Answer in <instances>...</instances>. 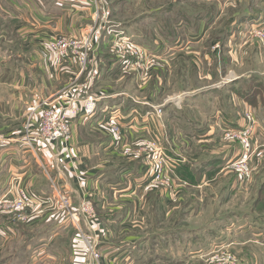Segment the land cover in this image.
Segmentation results:
<instances>
[{
    "label": "crops",
    "instance_id": "1",
    "mask_svg": "<svg viewBox=\"0 0 264 264\" xmlns=\"http://www.w3.org/2000/svg\"><path fill=\"white\" fill-rule=\"evenodd\" d=\"M230 4L241 7L239 11L242 13L239 12L238 17L228 21V40L222 48L225 53L231 52V48L236 45H246L250 29L257 25L264 26V0L225 1V7ZM91 15L92 10L86 2L74 0H0V197L18 181L15 180L18 177L20 185L32 193L54 196L61 190L70 194V211H77L83 198L91 197L100 218L98 222L85 221L80 215L79 220H76L70 217L69 212L62 211L50 213L41 219L28 220L25 224L21 222L20 225L12 222L10 215L0 213V264L15 260L25 264V259L32 261L30 264H71V260H83L85 246L82 234L98 240L103 264H201L219 245L230 246V243H235L231 240L228 244H219L221 235L217 232L223 225L228 232L242 228L243 231L250 230L251 235L256 236L250 243L264 249V212L260 214L255 208L250 209L247 216L245 213L242 216L251 220L247 228H244L246 223L238 225L239 219L231 215V221H227L230 223L215 218L213 222L197 226H189L186 219H180L186 213L190 220L200 219L202 209L191 206L185 211L181 204L183 196L176 194L178 190L192 192V189H202L208 174L217 170L224 172V169L220 161L215 162L217 157L196 160L181 152L182 147L171 142L174 131L178 130L188 140L190 136L196 140L201 137V128L208 125L209 121L219 128L220 133L224 127H241L244 125L242 119L233 115L225 119L228 111H224L220 120L215 121L214 117H210L200 125L198 120L178 109L176 124L170 125L162 119L165 123V129H162L155 116L148 118L144 115L151 109L147 104L115 96L117 89H113L114 81L111 77L105 78L107 73L103 72L108 59L106 68L111 66L107 53L99 55L102 57L100 64L103 70L95 86L103 89L107 97L98 101L95 113L88 119L75 117L71 120L68 143L39 139L38 124L33 123L32 148L27 145L22 123L25 122L29 107L59 93V89L66 86L69 80L80 78L82 81L84 77L73 59L61 58L52 53L48 41L62 34L83 33L91 21ZM218 19L216 17L214 21ZM193 26L196 29L189 32L193 36L186 44L176 45L178 48L174 51H186L190 47L187 43L202 39L201 32L198 33L201 25ZM258 48L261 51L260 46ZM218 51L221 49L218 48ZM247 76L250 75L243 73L239 78ZM72 87L65 92L78 89ZM138 98L157 103L147 95ZM109 111L117 113L124 143L131 140L140 144L143 142L141 140L150 136L161 140L165 137L171 139L166 149L170 159L176 161L173 165L172 190L166 191L163 187L149 190L146 162L149 157L144 158L142 155L135 161L119 155V147L112 143L109 130L101 124ZM166 118L171 120V115ZM206 128L209 132L213 126L209 124ZM257 128L264 137L263 118L259 119ZM212 132L202 135L213 136ZM261 140L264 142V138ZM181 143L186 145V141ZM230 152L229 156L220 153L222 159L226 161L230 156L240 153L236 148L230 149ZM263 169L260 175H263ZM260 182H264V177ZM233 188L235 186L231 184ZM148 195L150 198L147 199ZM160 200L167 206L161 204ZM181 209L184 211L181 212ZM157 212L163 222L176 214L179 221L174 222L173 226L149 228L157 224L154 221ZM220 231V234L224 233ZM27 233L35 236L26 242L17 240L24 239ZM238 243L243 242L238 240ZM20 247L21 252L18 250ZM15 250L18 251L16 258L2 259L4 252ZM27 250L31 252L26 254ZM243 260L238 264H249Z\"/></svg>",
    "mask_w": 264,
    "mask_h": 264
},
{
    "label": "rangeland",
    "instance_id": "2",
    "mask_svg": "<svg viewBox=\"0 0 264 264\" xmlns=\"http://www.w3.org/2000/svg\"><path fill=\"white\" fill-rule=\"evenodd\" d=\"M100 1L103 2L105 11L109 12L107 18L109 23H121L126 32L132 35L139 43L146 44L150 46V48H155L156 45H163L166 49V53H168L161 55L162 59L159 60L158 64L152 69L149 77L145 82L139 84L138 82L136 83L134 74L124 71L120 68L119 64L111 63V66L106 68V66L108 67L109 59L106 61L105 70H103L102 63L100 64V59L102 57L99 56L96 59L97 73L94 80L89 83V90L105 92L100 87H95L97 81L101 78V72L103 70L105 74L107 73L105 78L109 79V77H111L114 81L112 83L113 89H117V91L126 90L137 97L147 95V97H152L159 104L163 103L166 97L187 93L188 96L186 95L182 101L181 109L186 116L198 120L200 125L210 117H214L215 121L220 120V118L223 117L222 112L224 111H228L225 119L233 115L242 119L243 123L246 121L245 117L247 113H251L253 116L254 122L250 123L252 125V130L248 138V146L253 153L249 163L250 174L248 177H242L238 171L228 165L238 157L239 153L234 157H226V161L222 159L220 154L222 152L229 156V154H231L230 149L236 148V150L239 149V151L243 149L239 140L222 134L223 130H220L219 133V128L217 129V126H214L213 122H208V125L212 124L213 126V129L210 128V131H213V136H209L210 138L203 137L210 132L206 130V126H208L206 125L200 130L202 138L198 137L195 140L194 137L190 136L188 140L184 138L181 133H178V130H175L171 141L173 145L176 143L178 147H182L180 148L181 152L196 160H203L207 157H217L215 162L217 161L219 163L220 161L222 164L221 167L224 169V172H222V170H217L214 173L208 174V179L202 189H192V192L182 191V189L178 190L176 194L178 196H183L181 204L184 205L185 211L191 206L196 209H202L199 214L200 219L193 218V220H190L186 216L187 213L182 215L180 219H186V224H190L189 226H197L200 224L206 225L210 221L213 222L215 218H219V220L221 219L225 223H230L227 221H231V217H229L231 215L239 219L238 225L246 223L244 228L249 227L248 224L251 220L247 218L244 219L242 217L243 214L245 213L247 216L250 209L254 208L260 214L264 212V185L260 182L261 178L264 177V145H262L264 142L261 140L264 137L257 131L259 119L263 118L264 120V45L261 44L258 39L250 37L247 44L243 47H241V45H236L231 48V52L225 53L224 50L222 51V48L226 46V41L228 40L226 37L230 30L228 21L238 17L241 7H234L233 5L231 6V4L229 7H225L226 0ZM229 1L230 0H228V2ZM253 1L254 0H251V2ZM216 17L219 18L218 21H214ZM90 19L91 21L85 27L87 28L85 31L95 23L94 15H91ZM193 24L201 25L198 33L201 32L202 39L199 42L187 43L190 47L185 49L186 51H174L178 48L176 45L186 44V41L193 36L189 33L193 29H196ZM185 35L190 36L185 37ZM178 37L181 39L178 40ZM215 44H218V47L221 49L220 52L218 49H213V45ZM258 46H260L261 51H259ZM91 49L94 52L99 51V53H108L107 51H109L107 45H103V41L101 40L97 42L94 41V46ZM259 52H262V54ZM230 55H232V57H230ZM243 73H245V75L249 74L250 76L246 78L250 77L249 81L253 82V84L249 83V87L252 89L250 91L243 90L245 86H241L243 89L240 88V90H234V87L231 88L233 86L232 83H238V81L241 80L239 77H241ZM230 74L234 76L231 82L217 86L224 78L230 81L232 75L227 77V75ZM254 75L256 77H254ZM82 76H84L82 81L80 78H74L72 81L69 80L66 86H63L64 88L62 87L59 89V93L48 99L53 100L57 97H61L69 87L74 86L77 88V85L85 81L88 73H83ZM112 77H114V79ZM214 88H216V90H213ZM216 108H218V111ZM177 112V108L172 106V104H168L164 108L162 119H165L166 123L170 125L176 124ZM167 115H171V118H169L171 120H167ZM24 123H22V129L24 128ZM174 128L177 129V126L175 125ZM203 133L204 135H202ZM151 138H153V136L149 138L146 137L144 140H141V142H143L140 144H136L131 140L128 142L125 141L124 147L128 149L129 152H125L121 147L119 148L121 151L119 155L135 161L142 155H144V158L149 157L144 147H146L147 142ZM162 140L164 142L165 138ZM183 141H186V145H182L181 142ZM146 162H149V158ZM262 169L263 175H260ZM147 171V173L150 171L148 164ZM231 184H233L235 188L231 189ZM160 187H163L166 191L173 189L172 185H158L152 189ZM24 189L27 190V188ZM59 192L64 193L61 190ZM64 194L69 195L71 198L70 194ZM148 198H150V195H148L147 199ZM83 200L88 202L94 211V215H92L91 219H88V221L98 222L100 218L91 197L83 198ZM160 202L161 204H166L162 203L161 200ZM52 203L53 204L48 203L40 205V208H38L37 205V209L21 208L16 211H0V213H5L8 216L10 215L9 218L12 222L21 225V222L25 224L28 220L33 221V219L44 218L46 215L48 217L50 213L65 211L56 208L54 206V200ZM154 203L156 204V202ZM165 206H167V204ZM155 211L158 210L156 209ZM183 211L184 209H181V212ZM17 212L19 217L16 214ZM195 213H197V211H195ZM154 217V221L157 222V224L149 228L154 229L155 227L157 229L165 226H173L174 222L177 223V221H179V219H177V214L166 222L161 220V215L158 214V212ZM242 229L228 232L225 230V225H223L217 232L221 235L219 244H228V241L231 240L235 242L234 244L230 243L228 247H230L229 253L236 259L237 264L242 259L249 264H261L262 261L264 262V249L250 243V241L256 239V236L251 235L250 230L243 231ZM220 230H223L224 233L220 234ZM239 231L242 233L240 234ZM34 236L33 233H27L24 239L22 237L17 240L26 242ZM237 237H239L238 240L243 243H238V240H236ZM20 249L21 247L18 250L20 251ZM30 252L31 250H27L26 254ZM77 252H80V250L74 252V254H77ZM17 254V250H15V252H4L2 259H13L18 256ZM213 257L214 256L204 258L201 264H215ZM1 262L6 261L1 260ZM30 262L32 263V261H28L27 259L24 260L25 264H30ZM8 264H19V262L15 260ZM71 264H85L84 256L83 260H71ZM190 264L193 263L190 262ZM194 264L198 263L195 262Z\"/></svg>",
    "mask_w": 264,
    "mask_h": 264
},
{
    "label": "built area",
    "instance_id": "3",
    "mask_svg": "<svg viewBox=\"0 0 264 264\" xmlns=\"http://www.w3.org/2000/svg\"><path fill=\"white\" fill-rule=\"evenodd\" d=\"M74 1L79 3L86 2L87 6L92 8L94 25L79 35L62 34L54 36L48 41V48L58 57L73 59L79 67V73L83 74L87 72L88 76L84 82L77 85V90L67 91L61 97L53 100L47 98L38 101L29 107L25 114L24 131L25 141L31 148L33 143L31 127L33 123L38 124L37 137L39 139L54 143H68L71 137V120L75 117L88 119L95 113L98 101L107 97L105 93L89 90V83L94 80L97 73L96 59L102 53H99V51L94 52L91 49L94 46V41H103V45H107L109 48L107 54L111 63L119 64L120 68L124 71L134 74V79L138 84L145 82L152 69L162 59L161 55H165L166 53L163 45H156L155 48H150V46L139 43L132 35H129L121 23H109L107 20L109 12L105 11L102 1ZM248 36L258 39L264 45V26L257 25L253 27L248 31ZM218 48V44L213 45L214 50ZM227 82L224 78L217 86L226 84ZM186 95L188 94L182 93L177 96L166 97L164 102L159 104L150 103L148 99H139L126 90L117 91L115 94V96L127 97L136 103L147 104L151 109L145 112L144 115H147L148 118L152 115L155 116L162 129H165V123L162 120L165 106L172 104L175 108L181 109L182 101ZM106 113L107 116L101 120V124L109 130L112 143L117 144L119 148L122 147L125 152H129L124 147V133L117 113L112 114L110 111ZM245 118L246 121L241 127L229 126L222 129V134L227 137L236 138L242 146L243 150L240 151L238 157L231 164H228L238 171L242 177H248L250 174L249 163L253 154L248 146V138L252 130L250 123L254 122V118L251 113H247ZM169 142L168 137H165V141L163 142L161 138L153 136L147 142L146 147H144L146 154L149 155V189L158 185L170 186L173 183V165L176 161L173 162L167 153L166 145H169ZM15 180L18 181L14 185H11L8 192L0 198V211H16L21 208L32 209L37 205L53 204L54 200V206L68 211L72 219L79 220L78 216L81 215L85 221H88L94 215L92 206L84 200L79 203L77 211H70L72 204L69 195L61 192L54 196L32 193L21 187L18 177ZM16 214L19 217L18 212ZM82 239L85 246V264H103L102 255L98 248V240L86 234H82ZM229 252L230 250L227 245H219L209 253L207 258L214 256L215 264H237L236 259Z\"/></svg>",
    "mask_w": 264,
    "mask_h": 264
},
{
    "label": "trees",
    "instance_id": "4",
    "mask_svg": "<svg viewBox=\"0 0 264 264\" xmlns=\"http://www.w3.org/2000/svg\"><path fill=\"white\" fill-rule=\"evenodd\" d=\"M240 13H242V11ZM254 77H256V76L254 75ZM249 78H242L241 80L238 81V83H240V84H238L237 82L232 83L233 86L231 88L234 87L235 88L234 90H238V89L240 90V88L243 89L241 86H245L243 90H245V91L252 90L251 87H249V83L253 84V82L249 81ZM236 84H238L239 86H237ZM176 169H177V167H176ZM262 184L264 185V182ZM263 192H264V190H263Z\"/></svg>",
    "mask_w": 264,
    "mask_h": 264
},
{
    "label": "bare ground",
    "instance_id": "5",
    "mask_svg": "<svg viewBox=\"0 0 264 264\" xmlns=\"http://www.w3.org/2000/svg\"><path fill=\"white\" fill-rule=\"evenodd\" d=\"M231 76V75H230ZM227 77H229V75L227 76ZM231 79H234V77H233V74H232V77H231ZM226 80V79H225ZM227 81V80H226Z\"/></svg>",
    "mask_w": 264,
    "mask_h": 264
}]
</instances>
